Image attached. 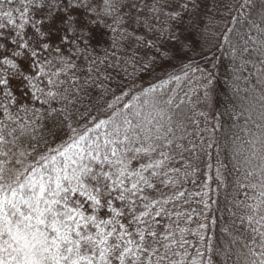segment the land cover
<instances>
[{
    "label": "snow or ice",
    "instance_id": "obj_1",
    "mask_svg": "<svg viewBox=\"0 0 264 264\" xmlns=\"http://www.w3.org/2000/svg\"><path fill=\"white\" fill-rule=\"evenodd\" d=\"M0 264H264V0H0Z\"/></svg>",
    "mask_w": 264,
    "mask_h": 264
},
{
    "label": "trees",
    "instance_id": "obj_2",
    "mask_svg": "<svg viewBox=\"0 0 264 264\" xmlns=\"http://www.w3.org/2000/svg\"><path fill=\"white\" fill-rule=\"evenodd\" d=\"M224 58L225 60L227 59L226 54ZM226 93H228V95H231L227 85L222 81L220 84V90L218 91L219 103L216 104V108L219 112L224 113L222 116V121L225 122V124L229 122V115L228 113L224 112L225 107L228 106V98L226 96Z\"/></svg>",
    "mask_w": 264,
    "mask_h": 264
}]
</instances>
